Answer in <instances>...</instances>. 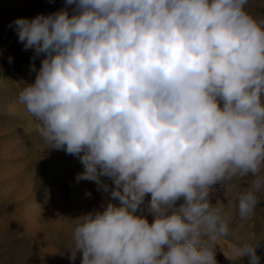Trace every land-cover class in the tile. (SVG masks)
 <instances>
[{
    "label": "clouds",
    "instance_id": "obj_1",
    "mask_svg": "<svg viewBox=\"0 0 264 264\" xmlns=\"http://www.w3.org/2000/svg\"><path fill=\"white\" fill-rule=\"evenodd\" d=\"M66 4L10 27L44 57L18 96L41 138L79 158L77 182L107 191L111 178L119 201L75 218L69 261L217 264L230 229L212 187L253 178L237 197L244 221L264 190V19L248 0ZM147 194L151 223L138 214ZM261 240L236 259L260 264Z\"/></svg>",
    "mask_w": 264,
    "mask_h": 264
},
{
    "label": "rangeland",
    "instance_id": "obj_2",
    "mask_svg": "<svg viewBox=\"0 0 264 264\" xmlns=\"http://www.w3.org/2000/svg\"><path fill=\"white\" fill-rule=\"evenodd\" d=\"M65 8L71 14L73 6L66 0H0V264H71L68 248L75 218L103 210L108 203L119 205L111 196V178L101 177L107 191L92 181H76L83 171L79 158L49 148L39 134V121L18 99L25 84L34 83L44 57L33 60L34 51L24 50L10 22ZM247 11L264 19V0H248ZM252 179L234 178L224 186L217 183L212 187L209 199L222 208L230 229L227 236L216 240L217 264H248L247 256L236 259L234 247L264 238V190L257 193L261 203L253 215L244 221L238 214V194ZM35 192L41 194L37 206L24 210ZM89 192L91 195H86ZM150 199L147 194L138 209L149 223L153 221L147 206ZM182 202L177 201V205ZM257 253L264 255V240ZM75 264H80L79 253Z\"/></svg>",
    "mask_w": 264,
    "mask_h": 264
},
{
    "label": "bare ground",
    "instance_id": "obj_3",
    "mask_svg": "<svg viewBox=\"0 0 264 264\" xmlns=\"http://www.w3.org/2000/svg\"><path fill=\"white\" fill-rule=\"evenodd\" d=\"M26 74V73H25ZM27 76V75H26ZM31 80V78L28 77V81ZM40 191V189H39ZM41 197L40 192H35L33 194V196L31 197V199L29 201H27V199L25 198V200L27 201L24 206L23 209L24 210H28L27 207H35L37 206V200ZM257 255L260 257V262L264 261V255L262 253H257Z\"/></svg>",
    "mask_w": 264,
    "mask_h": 264
}]
</instances>
